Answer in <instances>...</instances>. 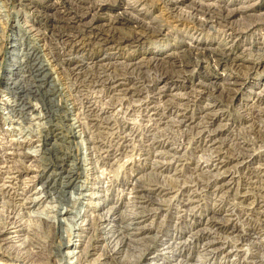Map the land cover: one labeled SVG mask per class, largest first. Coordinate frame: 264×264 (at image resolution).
Wrapping results in <instances>:
<instances>
[{
  "label": "bare ground",
  "instance_id": "obj_1",
  "mask_svg": "<svg viewBox=\"0 0 264 264\" xmlns=\"http://www.w3.org/2000/svg\"><path fill=\"white\" fill-rule=\"evenodd\" d=\"M18 1H20V3L22 2V7L24 8V10L29 9V10H27L28 12H26V14L24 16V20H22V21H18L19 20L17 18L18 13L17 12L15 13L14 10H11L7 6L6 0H0V83L3 84L0 87V99L2 100L0 103L2 104L3 108L5 109V112H2V114L6 115V116L0 115V125H1L0 126V264H112L111 262H113V263L114 262H117V263L125 262V264H206L207 260H205V261L200 260V257H202V256L203 257H206V256L209 257L206 259H210V258L217 257V256H222V257H224L225 261L223 263H220V264H264V152L261 154L262 160H260V159L257 160L256 157H259V156L255 155V152H257V150L264 151V143H261V144L258 143L257 144L255 141V137H254V141L252 143H247V141L244 140V138H242V137L237 138L234 141V138L231 137L232 136L231 133L234 130V128L240 127L241 125L237 126L235 124L237 122L231 121V119L226 115V114H228V112L225 111L224 107H221L223 105L225 107H228V106L232 107L233 101H236V102H238V105L242 107L243 111L247 112L250 115V117H251L250 121L262 120V117L264 116V65H261L262 66L261 67L262 68L261 74H259L256 77L255 76L251 77V75L255 74V73L249 72L248 68L246 70H244L245 67H243L240 63H237V61H235V60H237V58H229L228 61H231L230 64L233 66V69L236 70L235 72L242 71L243 77L239 76V74L235 73L234 71L231 72L230 75H226L225 71L228 72L229 69L227 70L226 67L224 66L225 69L223 68V70H222L223 75H220L221 78H219L220 76L217 77L219 79V82L216 81L217 83H215L214 84L215 86L212 87L214 92L218 93V95H219V99H220L221 103H218L217 101L215 102L213 100V96L208 97V95H206V92L204 90L206 88H203L204 86H206L204 82H202V81L200 82V80H199L198 84L196 86L190 85V86L186 87L185 85H183V83H184L183 79H185V75H186L185 70L186 69L182 70L180 72H179V70L177 71L176 69L175 70L171 69V65L175 66L174 64H176V61L178 59L177 57H174V56H176V55L179 56V55L177 53L178 51L176 52L177 54H173L174 52H172V51L170 52V49L171 50H173V49L167 47L166 44H154L150 49H148V51H146L144 48L143 51L139 55H132V56H136L134 58H131L132 56L131 57L129 56V58L127 57L128 59L125 58V60L121 59V61H120L118 59H115V60L111 61V65H113V66L110 67V69L112 68V70H113V69H116L117 67H119V69L122 71L121 74H124V75L129 74L130 76H132V82L130 85H133V79H136L138 82H141L140 86H136V85L135 86H129V87H125L124 89L121 88L119 91H122V93L124 95L126 93H127V95H129V94H131V92L134 93V92L138 91L137 94L140 95L142 93V89L144 87L145 93L146 92L151 93V96L155 100L153 102L154 103L153 109L156 110V113H157V110L160 109V107H161L160 103L162 100L165 101L166 103H169V104H171L172 103L171 101L174 100V103H173L174 105H175L176 100H178L180 103H177V104L180 106H184V105L186 106V105H189L188 103H190V102L195 103L196 102L195 100H198L196 102V104H198L197 107L200 108L199 110H203V115L199 114L201 116L198 117L200 119V121H197L196 120L197 118L195 119L193 117V114L190 113V116H188V115L183 116V118H180V119L176 120L175 122H173L176 128L182 127L183 130L186 129L185 131H187V129H188L191 132V130L195 129L196 131L195 130H193V131H194V133H196L197 138H199L201 141V144L200 145L198 144L199 146L196 147L197 154L198 153L200 154V155L198 154L199 157L196 158V159H198L197 164L200 163V164L196 165V168L201 170L202 175L206 176V178H205V180H203L201 182L198 181L199 184L197 183L195 185H192V190H190V191L195 192L197 190V188L200 187V189L198 188V191H204L206 194H208L207 196H205V195L203 196V197H205V198H203L204 199V206L203 207H210V208H215L216 204L222 203L225 200V198L223 197V194H225V195L227 194L230 197L232 207H236L239 205L238 208H241V214H244V217H242V216H241V218L237 217V219L239 218L238 222H236L237 220L233 222V225L231 228H234L235 233L230 232V234L232 235L231 237L223 236L222 237L223 242L215 240V235H214L215 231L212 230L214 225H211V224L209 225L208 223L210 222V219H206V220H200L198 222L196 221L197 222L196 223L197 228L202 227L201 228L202 231L208 230V232L211 234L206 238L204 244L202 242L203 245L200 247V249L197 248L198 242H197L196 238H193V237L181 238V240L178 239L179 241L177 239H174V240H172V242H170V240L165 239L161 242V244L157 245V247H158L157 248L155 246L156 244L154 241L155 240L154 236H152L151 238H149V237L144 238V236H146V235L145 234H143L144 236L142 235V233H144L143 231L146 230L150 226V224H149V226L146 224L143 225V223L141 221H137L135 218H131V219L136 220V221L128 222L126 220V218L124 217L123 213L120 211V209H119L120 212H117L118 210H116V208H114V207H110V208L108 207L107 208V206L109 204L108 203L109 198L106 197V192L108 191V189H107V186L105 185L106 184L105 179H104L105 184H103L104 182H102L103 178H105V177H103L104 174L99 172L98 174H100V175L96 174L95 176H91L90 178H88V176H90L91 173L93 172L94 168H96L97 164H99V163L101 164L103 161H104L103 163H105V161H107L109 159V157L113 154V152L118 150V147L117 146L112 147L111 146L112 144H111L110 148H112V153H111V150H109V149H107V150L101 149L102 151L100 153L99 151H96L97 148H94L93 145L90 142H88L89 145L87 146V149L89 151L87 152V154H91L93 152V150H94V154L90 155L91 158L84 159L83 158V151L80 150V147H81L80 141L81 140L76 139L77 136L79 137V134H78L79 131L81 132L82 128H90L93 126H97V125L101 124L102 122H105L111 130H114L113 129L114 127H112L111 124L108 122L109 119H108V121H106V119H107V115L105 114L106 110L105 111H91V110H89V111L83 112L82 114H79L80 113L79 112L78 113L79 118H76L74 116L76 119L72 118V116L68 117V115H69V107L68 106H70L69 105V97L71 94L69 95L67 93L68 89L65 87L66 83H65V86L63 87L64 84H61L58 81L57 78L59 75L58 76L56 75L57 78L54 77V74L52 73L53 70L51 71V68H53L51 66L52 59L50 60L49 57H47V55L49 54V53H47V51L52 48V46L50 44H53V42H52L53 40H58L60 42H66V43H69V42L74 40L71 43H74V42L77 43V41H76L77 38L74 35L69 34V35H65L63 37L61 32L64 30H62V31L57 30L59 32V34L61 35V37L59 36L58 32H57V34H55L56 33L55 32L56 27H57V25H56L57 21H59L60 23L65 22V21L71 22L70 19L72 20V17H68V16L65 17V14L71 15L73 13H76V15H79V17H80L81 15H83V13L91 12L93 10H94V12H96V14H97V12H100V11L111 12L113 15L110 16V19H109L110 22H108L109 23L108 26H111L112 37H115V34H119V33H123V32L129 33L128 31L125 30L124 27H126L125 25H132L131 26L132 31H130V32L132 35H134V37H136V39L134 40V42L137 44L136 46H138V44H141L144 46L147 41H152V42H150V44H153L154 41L156 43V41L158 39L160 40L161 38H163V37L166 38V36H167L164 34V32H165L164 27L162 25L160 26V23L157 20H155V22L153 21V19L150 21H147L150 18L146 19L147 16H146L145 11H147L146 10L147 7H150L149 4H151V5H157L158 4V6H160L161 14L163 16H165L166 18L171 19V20L175 19L174 21H176L180 24L181 23H183V24L191 23L192 28L194 30H199L200 32L204 31L205 27L209 26L208 25L209 23L213 24V22H216V24L217 23L222 24V25L225 24V26H223V27H225V29L228 28L229 30H232L235 27L233 24H236V23H239L241 26H248V27H250V26L255 27V26H259V25H264V11H263V13L255 14L256 11H258L262 8L264 9V5L259 4L258 6H256L255 3L244 4V3H241L242 0H124L123 2H121L120 0H109L110 5L108 3L103 2L104 0H64L65 3H68L71 6V9H73V10H71L69 12L67 11L66 13H63L60 11L59 7H57V5H58L57 1H53V0H18ZM245 2H246V0H245ZM135 3H142L143 4L142 9H144L145 11L142 9L136 10L135 6H134ZM108 5L110 7H108ZM84 6H85V8H84ZM158 6H157V9H158ZM149 9H151V8H149ZM28 13H30V14H28ZM159 13H160V11H159ZM106 14L107 13H105V15ZM98 15H99V13H98ZM162 15H160V17H162ZM94 17H93V19H95ZM235 18H237V19H235ZM92 20H90V21H92ZM41 21H45V22H41ZM49 22H51L52 24L50 23L51 26H50V28L48 27L49 29H47L46 26H48ZM165 22H166V20H165ZM154 23H156V24H154ZM163 23H164V21H163ZM82 25H84V24H82ZM82 25H80V26H82ZM95 25H97V24H95ZM102 25H103V22H102ZM74 26H75V24H74ZM180 27H182V26H180ZM263 28H264V26H263ZM225 29H223V31H225ZM73 30H75V29L73 28ZM106 30L108 31L109 28H106L104 31L103 30L102 31L105 33ZM237 30H238V28H237ZM49 32H50V35L46 36V34ZM7 33H9V34H7ZM168 33H169V31H168ZM6 35H8V36H6ZM75 35H77V34H75ZM95 35H97V34H95ZM5 36H6V38H5ZM54 36H57V38L54 39L55 38ZM99 36H101V35H99ZM104 38H106V37H104ZM116 38H117V41L120 40L119 35ZM185 38H187V37H185ZM191 39L192 40H190V41H185V39H184V41L180 42L181 44H179L178 49H181V51H179V52L183 53V52L188 50V52H187L188 54H189V52H195L194 53L195 56H198V57L207 56L208 57V53L212 51L209 44L214 43V42L211 40H207V39H201V38L199 39L197 37L195 39H193V37H191ZM113 40H115V39H113ZM105 41H107V38ZM121 42H123V40L116 42V43L114 42L115 45L111 49L112 50L117 49V51H120L119 54H122L123 52H121V51L123 50L125 45H120ZM94 43H92V44H94ZM57 44H59V43H57ZM83 44H86V43H83ZM69 45H67V46H69ZM128 45L132 46L131 42H129ZM56 47H57V45H56ZM212 47H214V46H212ZM216 47H217V45H216ZM168 48H169V50L166 52V49H168ZM6 49H7V51L5 52ZM106 49L108 50L109 48H106ZM236 49H234V50H236ZM94 50H95V48H94ZM137 50L138 49H136L134 51H137ZM220 50L221 49H219V51ZM48 52H50V51H48ZM76 52L79 53V51H76ZM168 52H170V53H168ZM220 52H221V55H223V56L225 55L224 51H220ZM67 53H68V51H67ZM182 53H181V55L184 57L185 53H183V54ZM111 54H112V52H111ZM237 54H238V52H237ZM149 55H151V56H149ZM75 56H76L75 57L76 59L81 58L80 55H79L80 57L79 56L77 57V55H75ZM173 57H174V59H173ZM231 57H233V56H231ZM104 59H105V57H104ZM167 60H169V61H167ZM184 60H186V59H184ZM170 61L173 64L169 65L168 63ZM178 61H180V60H178ZM146 63L147 64H153V66L157 67V68H161L162 65L164 68V65L167 64V66L168 65L170 66V70L165 69L166 72L164 71L161 73H158V72L155 73L156 74L155 84H153V85H151V84L149 85L148 83H147L148 85H146V83L142 84L144 82V79L146 76V72L143 71L142 68H145ZM184 63H186V62H184ZM254 64H253V66H254ZM182 65H184V64H182ZM74 66H76V65H74ZM61 67H62V65H61ZM72 67H73V65H72ZM254 67H256V66H254ZM79 68H81V67H79ZM92 68H93V66H92ZM105 69H107V68H105ZM70 70L75 71L74 69H70ZM93 70H94V68H93ZM56 71H58V69ZM84 71L86 72V70H84ZM160 71H163V70H160ZM96 72H98V70ZM110 72H112V71H110ZM90 73L91 72H89V74ZM103 73H105V71ZM167 73L170 76L169 78L167 77V75H168ZM112 74H113V72H112ZM60 75H61V77L64 76L62 74H60ZM113 76H114V74H113ZM173 77L174 78L177 77V79L172 80ZM70 78H71V76H70ZM93 78H94L93 80H95V77H93ZM227 78H229V81H231V82L225 83L224 80ZM76 79H77V77H76ZM83 79H84V75H83ZM174 80L178 84H175ZM105 81H104V83H105ZM86 83L87 82H85V84ZM93 83H94V81H93ZM95 83H97V82L95 81ZM108 84H109L108 90L110 92H112V94L114 91L116 93L117 89L115 90L114 88L118 87V84H116V85L114 84V86L110 82H108ZM92 85H94V84H92ZM258 85H260L261 87ZM77 86H75V87H77ZM104 87H106V86H104ZM79 88H82V86ZM77 89L78 88H76V90ZM144 89H143V91H144ZM150 89H152V91ZM195 89H198L199 91L197 94L193 95V91ZM76 90H74V91H76ZM100 90H102V88ZM68 92H69V90H68ZM85 92H86V90H85ZM105 92H104V94H105ZM93 93H95V92H93ZM79 94H73L72 93V95H79ZM85 95L86 94H84V96ZM99 95H100V93H99ZM184 95L187 97L189 96V99L194 97V100L190 101L188 98H186L185 101H187V102L183 103L184 101H181L180 97H182ZM81 96H80V98H81ZM145 96H147V94ZM205 96H207L205 100L208 102H206V101L203 102V100L201 101V99ZM95 97H98V94H97V96L95 95ZM115 97H116V95H115ZM141 97H142V95H141ZM99 98H100V96H99ZM99 98H95V99L97 100ZM209 98H211V99H209ZM31 99H34L33 102L36 101L38 103V104H35V105H38L37 107L32 104V102L30 101ZM105 99H107V98H105ZM131 99H132V97H131ZM183 99H185V98H183ZM96 100H95V102H96ZM75 101H73V102H75ZM80 101H82V99ZM101 102L103 104V100ZM140 102H141V100L139 101V103ZM224 102H225V104H223ZM96 103H98V102H96ZM132 103H131V106H132ZM136 103H134V104L136 105ZM71 104L73 105L72 102H71ZM79 105L81 108V103ZM129 105L130 104H128V106ZM96 106L100 107L98 105H96ZM175 106H177V105H175ZM185 106H184V108H185ZM77 107H78V105H77ZM72 108H73V106H72ZM101 109H102V107H101ZM143 109H145V108H143ZM185 110H186V108H185ZM80 111H82V110H80ZM142 112H144V111H142ZM144 113H146V112H144ZM127 114H128V112H127ZM75 115H77V114H75ZM117 116H115V117H117ZM134 116H136V115H134ZM118 117H120V116H118ZM131 117H129V118L131 119ZM110 118H112V117H110ZM135 118H132V119L134 120ZM137 118H136V120H137ZM162 119H164V118L163 117L161 119H160V117L158 118L159 125L162 123L161 122ZM126 120H129V119H126ZM141 120H143V119H141ZM69 121H71V122H69ZM225 121H226V123H225ZM113 122H114V120H113ZM165 122L168 123L169 120L164 121L163 124H165ZM215 123H219V124H217L219 128L218 127L216 129L213 128ZM259 123H261V122H258V124ZM6 124H8V126H6ZM11 124H14V126H12ZM26 124L32 125L36 129L35 135L37 136V138H36V141L38 142L37 146L40 147L42 150V151H40V156L38 157L39 159L37 160L40 163L37 166H34V164H32V163H34V161H36V158L33 159V157L35 155L33 156L32 154H30L28 152L19 151L23 147H26V149L29 148L30 147L29 141L26 140V137H24L25 140H23V138H21L22 140H19L18 139L19 137L16 138L15 134H14V131H16V133H17L18 130L20 128H22L23 125L25 127ZM124 124H125V122H124ZM258 124H257V126H258ZM17 126H19V128ZM250 126H251V124L249 123L247 127L249 128ZM220 127H222V128H220ZM30 128H31V126H30ZM117 129H115V130H117ZM119 129H120V127H119ZM130 130H134V129L130 128ZM96 131L98 132L99 135L105 133V131L101 130L100 128H97ZM249 131H251V130H249ZM134 132H136V131H134ZM23 133L25 134L26 132H24V130L22 132V130H21V132H19L17 134H23ZM130 134L131 133H129V134L125 133V135L121 136L120 139H123V138H124L123 140L130 139V138H132V136L129 138ZM251 135H253V134H251ZM185 136H186V134H185ZM190 136H192V135H190ZM33 138H34V136H33ZM132 139H134V138H132ZM132 139H131V141H132ZM136 139H138V138H136ZM188 139H189V137H188ZM229 140H231L230 142H234L233 148H232L233 150H231V148H230ZM226 141H227V147H225ZM119 142H121V140H119ZM129 143L130 142L126 143V145H125L126 147H124L126 150H127V148H129V146H128ZM179 144H181V143H179ZM175 146H176V144H175ZM235 146H236V148H235ZM130 147H132V146H130ZM36 149H34V150L36 151ZM126 150H124V151H126ZM192 150H193V148H192ZM30 151L33 152V150H30ZM184 151H185V149H184ZM115 153H114V155H115ZM161 153L162 152H160V155H161ZM124 156H125V154L123 155V158H124ZM112 158H113V156H112ZM175 159L177 161V159H179V156L178 155L175 156V154H174V155H171V158L167 162L164 163L162 161H159V163H161V165L163 164V165L167 166V165H170V163ZM191 159H193V158H191ZM255 159L257 161H255ZM155 162H157V161H155ZM194 162H196V161H194ZM26 163H28V164H26ZM176 164H177V162H176ZM155 165H156V163H155ZM186 166H187V164H186ZM34 167H36V168H34ZM100 167H101V165H100ZM119 167H121V165ZM168 168H169V166H168ZM105 169L107 172L108 169L107 168H105ZM183 169H184V167H183ZM187 169L189 170V168H187ZM89 171H92V172L90 174H88ZM97 171H98V169H97ZM167 171H166V173H167ZM192 171H194V170H192ZM136 172H138V171L136 170ZM94 173L95 172H93L92 174H94ZM158 173H159V171H158ZM174 173H175V171H174ZM242 175H245V177H241ZM139 176H141V175L139 174ZM142 176H143V174H142ZM172 176H174V174L171 175L169 173V175L166 178L167 179L169 178L170 180H172V178H173ZM85 179H88V180L90 179V182L84 183ZM177 179H178V177H177ZM242 179H244V181ZM177 181L178 180H175V182H177ZM38 182L40 183V186L36 188L37 192H35L36 189L33 191L32 188ZM86 183H88V184H86ZM162 183L164 184L163 181H162ZM186 184H184V185H186ZM147 189H149V188H147ZM128 190H130V189H128ZM140 191H142V190H140ZM145 192H147V191H145ZM175 192H177V191H175ZM35 194H39V195L33 196ZM72 194H77V195H79V197L74 198V199L72 197L73 200H71ZM174 194H176V193H174ZM231 195L233 197H231ZM172 196H173V194H172ZM78 199H80V200H78ZM188 199H189V197L187 198V200ZM195 199L192 198L191 203L196 202ZM201 201H202V199H201ZM44 202H49V204L53 203V205H51L54 208V212H53L54 215H53L52 219H51V217L49 219H46V218H41V217L37 216V218L35 217L36 220H35V218H34V220H35V222L36 221L39 222L40 228L39 227L38 228L42 229V231L40 230L41 232L47 233L48 237L46 240L39 239V241H33L31 236H33L34 233L33 234L29 233L28 230H31V229H27L28 224H25V223H26L27 219H32V218H30L31 217V214H30L31 208H34V207H36V205L42 204ZM76 203L78 204V206L84 205L87 207V211L85 212V214L79 215L77 212L74 211V210H77L76 209ZM184 204H186V203H184ZM7 206H9L11 208H9V211L7 214H3L4 210L6 212V209H4V208ZM67 206L72 207V209H70V210H69V208L67 209ZM185 207H187V206H185ZM220 207H221V205H220ZM98 210L99 211L103 210L102 216L99 215L101 213H99ZM70 211L72 213H74V217L72 216L70 219L69 217L66 218V216H64L65 217L64 218L63 215L67 214ZM96 211H98V213H99V214L97 213L98 216H97V214L96 215L94 214ZM251 217H253V218H251ZM24 218H26V219L24 220ZM80 218L82 220L78 223L77 221ZM34 220L32 219L33 223H34ZM66 220H67V222L69 220L71 222H73L72 227L71 226L70 227L73 228L72 231L74 233H75V231L78 232V234H77L78 235L77 245L75 243L74 244L71 243L70 239H71L72 234L67 229V227L65 229L68 230L69 232H66L65 229L63 228V224H66L65 223ZM229 220H231V219L225 220V223H227L228 225H231V222H228ZM211 222H213V221H211ZM215 222L217 223V225H219V224H221V222L223 223V220H218ZM29 223L31 224L32 222H29ZM30 224L28 227H31ZM69 224H71V223H69ZM31 228H33V227H31ZM38 228L36 225L35 229L38 230ZM71 228H69V229H71ZM33 230L34 229H32V231ZM37 230H35V232ZM190 231H191V229H190ZM195 232L198 233V231H195ZM29 235H31V236L29 237ZM205 235H206V233H205ZM38 236H40V234ZM34 237H35V235H34ZM42 238H44V237H42ZM217 238L219 239L221 237H217ZM143 239H149V240L143 242ZM32 242H33V244H32ZM30 246L32 247L31 250H29ZM141 246L145 247V252L141 256H138L137 258L134 257V258L126 261V259H127L126 254L128 252L130 254H133L134 251L139 254ZM71 247L74 248L73 251L68 250ZM193 256H195V258L197 257L196 260H193V258H194ZM246 256L251 259L247 263L244 262V259ZM70 259H73L74 261L71 262ZM227 260L228 261L230 260V263L227 262Z\"/></svg>",
  "mask_w": 264,
  "mask_h": 264
},
{
  "label": "rangeland",
  "instance_id": "obj_2",
  "mask_svg": "<svg viewBox=\"0 0 264 264\" xmlns=\"http://www.w3.org/2000/svg\"><path fill=\"white\" fill-rule=\"evenodd\" d=\"M53 1H57L58 5L57 7H59L60 11L63 13H66L67 11H71L73 9H71V6L68 3H65L64 0H53ZM64 1V2H63ZM121 2H123L124 0H120ZM255 1V2H254ZM7 2V6L11 9L14 10L15 13H18V21H22L24 20V16L26 14V12H28L27 10H24V8L22 7V2L20 3V1L18 0H6ZM103 2L108 3L109 4V0H104ZM259 2V3H258ZM241 3L244 4H252L255 3L256 6H258L259 4H263L264 5V0H242ZM9 4V5H8ZM64 4V5H63ZM68 5V6H67ZM110 5V4H109ZM108 5V7H110ZM139 5V6H138ZM142 5V6H141ZM150 7H147L145 11L143 8V4L142 3H135V9L139 10L142 9L146 12V19H149L147 21H150L153 19V21L155 22V20H157L160 23V26L162 25L164 27V34L167 35L166 38L163 37L161 38L159 41L157 40L156 43L154 41L153 44H150V42L152 41H147L145 43V45H141L138 44V46H136L137 44L134 42V40L136 39V37H134V35L131 34L130 31H132L131 26L132 25H125L126 27L125 30L128 31L129 33H119V34H115V37H112V29L111 26H108L110 22V16L113 15L111 12H106V11H100V12H86L83 13V15H81L79 17V15H76V13L73 14H65V17H72V20L70 19L71 22L65 21V22H59L57 21V27H56V33L58 31H62V36L64 37L65 35H74L77 39V43H66V42H60L58 40H53V44H50L52 46L51 49H49L47 53H49L47 55V57H49V59L51 61V66L53 68H51L52 73L54 74V77H56V75L58 76V81L61 84H64L63 87L65 86L66 83V88L69 90H67V93L70 95L69 97V115L68 117L72 116V118H79V114H82L85 111H105V114L107 115V119L106 121H108L109 119V123L111 124L112 127H114V130H111L109 128V126L105 123L102 122L101 124L97 125V126H93L90 128H82L81 132L79 131V137L77 136V140L80 139L79 141L81 142V147L80 150L83 151V158L84 159H88L91 158L90 155L94 154V150L91 154H87V152L89 151L87 149V146L89 145L88 142H90L94 148H97L96 151H99L101 153V149H109L111 150L112 153V148H110L111 146H117L118 150L113 152V154L109 157V159L107 161H105V163L97 164L96 168H94L93 172H95L94 174H92V171H89L88 174L91 175L88 176V178H90L91 176H95L100 175L98 174L103 173V180L102 182H104L103 184H105L106 181V186L108 191L106 192V197L109 198V204L107 206V208L109 207H114L116 208V210H118L117 212H122L124 217L126 218V220L128 222H132V221H141L144 224L148 225L150 224V226L144 230L142 233L145 234L146 236H144V238H151L152 236H154L155 238V246L157 247V245L161 244V242L163 240H170V242H172V240L174 239H179L181 240V238H186V237H193L196 238L198 244H197V248L200 249V247L205 243L206 238L211 235L208 230L206 231H202L201 228L199 227L197 228V222L200 220H206V219H210V222L208 223L209 225H214L213 226V231L214 235H215V240L218 241H222L223 242V236H228L231 237L232 235L230 234V232L235 233L234 232V228H231L233 225V222L239 221V218L244 217V214H241V208H238V206L236 207H232L231 205V201H230V197L226 194H223V197L225 198V200L222 203H218L216 204L215 208H210V207H203L204 206V199L205 197H203L204 195L207 196L208 194H206L204 191H198V188L200 189V187L197 188V190L195 192H192L190 190H192V185L195 184H199V182L205 180L206 176L202 175V171L199 170L198 168H196V165L200 164L198 162V159H196L197 157H199V155L196 152V147H198L201 144V141L199 138H197L196 133H194L193 130H191V132L187 129V131H185L186 129H182L181 128H176L174 123L176 120L183 118V116H190V113L193 114V117L197 120L200 121V119L198 118L199 116L203 115V110H199L200 108L197 107L198 104H196V102L198 100H195L196 102H190L188 103L189 105H184V106H180L177 103H180L178 100H176L175 102V106L174 100H172L171 104L166 103L165 101H161L160 105V109L156 110L153 109L154 108V98L151 96V93L146 92L145 93V89L143 91L142 89V93L139 95L137 94L138 91L127 95V93L124 95L122 93V91H119L121 88H125V87H129V86H140L141 82H138L136 79H133V85H130L132 82V76H130L129 74H121V70L119 69V67H117L116 69L112 68L110 69V67H112L113 65H111V62L113 59H118L121 61V59H125V57L129 56L131 57L132 55H139L143 49L145 48L146 51H148V49H150L154 44H166L167 47L172 48L173 50L170 49V52H174L173 54H177L179 56H174L177 57V61L176 64H174L175 66L171 65L173 64L171 61L168 63L169 65H171V69L173 70H185L186 75H185V79H183V85L190 86H196L198 84V81L200 80V82H204L206 86H204L203 88L206 95H208V97L213 96V100L218 103L220 102L219 99V95L218 93H215L213 90V86H215L214 84L219 82V79L217 77H219L220 75H223V68L228 70L225 71L226 75H230L231 72H235L236 70L233 69V66L230 64L231 61H228L229 58H237V63H240L244 68V70H246L248 68L249 72L255 73V74H250L251 77L253 76H258L259 74H261L262 71V66L264 65V25H259V26H241L239 23L233 24L235 27L232 30H229L228 28L225 29V24H219L216 22L209 23V26L205 27V30L200 32L199 30H194L192 28V24L188 23V24H183V23H178L176 21H174L175 19H168L165 16H163L161 14V9L160 6L157 5H151L149 4ZM67 6V7H66ZM139 8H138V7ZM156 6V7H155ZM158 6V9H157ZM65 7V8H64ZM156 9H155V8ZM28 8V7H27ZM70 8V9H69ZM85 8V6H84ZM151 8V9H149ZM156 10V11H155ZM86 11V10H85ZM160 11V13H159ZM261 11V12H260ZM264 9H260L258 11L255 12V14H259V13H263ZM142 12V11H141ZM92 13V14H91ZM99 13V15H98ZM105 13H107L105 15ZM148 13V14H147ZM155 13V14H154ZM30 14V13H28ZM27 14V15H28ZM86 14V15H85ZM110 14V15H109ZM61 15V14H60ZM159 15V16H158ZM160 15H162V17H160ZM74 16V17H73ZM91 16V17H90ZM95 19H93V17ZM99 17V18H98ZM154 17V18H153ZM29 18V17H28ZM74 18V19H73ZM83 18V19H82ZM91 18V19H90ZM166 18V19H165ZM238 18V17H237ZM235 18V19H237ZM93 19V20H92ZM168 19V20H167ZM27 20V19H26ZM43 20V19H42ZM78 20V21H77ZM92 20V21H90ZM166 20V22H165ZM28 21V20H27ZM50 21V20H49ZM76 21V22H75ZM164 21V23H163ZM174 21V22H173ZM41 22H45V21H41ZM87 22V23H86ZM100 22V23H99ZM103 22V26L102 25ZM106 22V23H105ZM51 22L48 23L47 29L50 28ZM77 23V24H76ZM79 23V24H78ZM93 23V24H92ZM162 23V24H161ZM71 24V25H70ZM75 24V26H74ZM84 24V25H82ZM87 24V25H86ZM97 24V25H95ZM156 24V23H154ZM158 24V23H157ZM167 26H166V25ZM180 24V25H179ZM62 25V26H61ZM82 25V26H80ZM159 25V24H158ZM177 27H176V26ZM184 25V26H183ZM188 25V26H187ZM191 25V26H190ZM220 25V26H219ZM237 25V26H236ZM44 26V25H43ZM59 26V27H58ZM68 26V27H67ZM182 26V27H180ZM219 28H218V27ZM227 26V25H226ZM229 26V25H228ZM239 26V27H238ZM45 27V26H44ZM49 27V28H48ZM63 27V28H62ZM78 27V28H77ZM99 27V28H98ZM128 27V28H127ZM169 27V28H168ZM171 27V28H170ZM174 27V28H173ZM217 27V28H216ZM262 27V28H261ZM73 28L75 30H73ZM92 28V29H91ZM103 28V29H102ZM106 28H109V30L105 31V33L103 32ZM179 28V29H178ZM181 28V29H180ZM191 28V29H190ZM238 28V30H237ZM243 28V29H242ZM248 28V29H247ZM254 28V29H253ZM261 28V29H260ZM89 29V30H88ZM100 29V30H99ZM131 29V30H130ZM223 29H225V31H223ZM235 29V30H234ZM58 30V31H57ZM72 30V31H71ZM87 30V31H86ZM92 30V31H91ZM103 30V31H102ZM167 30V31H166ZM188 30V31H187ZM193 30V31H192ZM237 30V31H236ZM99 31V32H98ZM169 31V33H168ZM195 31V32H194ZM235 31V32H234ZM190 32V33H189ZM207 32V33H206ZM209 32V33H208ZM231 32V33H230ZM67 33V34H66ZM74 33V34H73ZM101 33V34H100ZM193 33V34H192ZM205 33V34H204ZM9 34V33H7ZM59 34V32H58ZM77 34V35H75ZM89 34V35H88ZM97 34V35H95ZM109 34V35H108ZM187 34V35H186ZM50 35V32L46 34V36ZM80 35V36H79ZM83 35V36H82ZM101 35V36H99ZM119 35V38L121 40H123V42H121L120 45H125L123 50V54H119L120 51H117V49L112 50L111 48L115 45L117 41V36ZM123 35V36H122ZM132 35V36H131ZM175 35V36H174ZM195 35V36H194ZM8 36V35H6ZM5 36V38H6ZM59 36L61 37V35L59 34ZM82 36V37H81ZM122 38H121V37ZM126 36V37H125ZM182 36V37H181ZM56 39L57 36H54ZM107 38V41L106 38ZM133 37V38H132ZM187 37V38H185ZM191 37H193V39L197 38H201V39H207V40H211L214 43H210V47L212 49L211 52L208 53V57L204 56V57H198L195 56L194 53L195 52H189V54L187 53V51L183 52L185 53L184 57L181 55L182 52L181 49L179 48V44H181L180 42L184 41H190L192 40ZM80 38V39H79ZM87 38V39H86ZM109 38V39H108ZM124 38V39H123ZM176 38V39H175ZM184 38V39H183ZM104 39V40H103ZM115 39V40H113ZM175 39V40H174ZM89 40V41H88ZM102 40V41H101ZM113 40V41H112ZM125 40V41H124ZM82 41V42H81ZM98 41V42H97ZM230 41V42H229ZM81 42V43H80ZM95 42V43H94ZM115 42V43H114ZM125 42V43H124ZM129 42H131L132 46L128 45ZM241 42V43H240ZM55 43V44H54ZM59 43V44H57ZM76 43V44H75ZM86 43V44H83ZM94 43V44H92ZM98 43V44H97ZM112 43V44H111ZM114 43V44H113ZM171 43V44H170ZM64 44V45H63ZM70 44V45H69ZM81 44V45H80ZM103 44V45H102ZM127 44V45H126ZM57 45V47H56ZM69 45V46H67ZM73 45V46H72ZM90 45V46H89ZM92 45V46H91ZM109 45V46H108ZM217 45V47H216ZM79 46V47H78ZM87 46V47H86ZM129 46V47H128ZM147 46V47H146ZM173 46V47H172ZM175 46V47H174ZM178 46V47H177ZM214 46V47H212ZM241 46V47H240ZM59 47V48H58ZM66 49H65V48ZM75 47V48H74ZM98 47V48H97ZM105 47V48H104ZM238 47V48H237ZM63 50H62V49ZM80 48V49H79ZM91 48V49H90ZM95 48V50H94ZM106 48H109L108 50ZM166 49V52L169 50ZM177 48V49H176ZM214 48V49H213ZM237 48V49H236ZM247 48V49H246ZM75 49V50H74ZM98 49V50H97ZM138 49L137 51H134ZM219 49H221L220 51H224L225 55H221V52L219 51ZM223 49V50H222ZM226 49V50H225ZM236 49V50H234ZM244 49V50H243ZM62 50V51H61ZM86 50V51H85ZM102 50V51H101ZM105 50V51H104ZM7 51V49L5 50V52ZM54 51V52H53ZM60 51V52H59ZM68 51V53H67ZM71 51V52H70ZM74 51V52H73ZM76 51H79L76 52ZM89 51V52H88ZM97 51V52H96ZM178 51V52H177ZM219 51V52H218ZM229 51V52H228ZM59 52V53H58ZM66 52V53H65ZM96 52V53H95ZM110 57L107 56V53H111ZM133 52V53H132ZM139 52V53H138ZM168 52V53H170ZM177 52V53H176ZM238 52V54H237ZM251 52V53H250ZM57 53V54H56ZM81 53V54H80ZM98 53V54H97ZM104 53V54H103ZM114 53V54H113ZM116 53V54H115ZM180 53V54H179ZM182 53V54H183ZM191 53V54H190ZM215 53V54H214ZM229 53V54H228ZM235 53V54H234ZM211 54V55H210ZM219 54V55H218ZM75 55H77V57L80 55L81 58L80 59H76ZM86 55V56H85ZM117 55V56H116ZM126 55V56H125ZM51 56V57H50ZM53 56V57H52ZM55 56V57H54ZM63 56V57H62ZM79 56V57H80ZM96 56V57H95ZM103 56V57H102ZM151 56V55H149ZM233 56V57H231ZM237 56V57H236ZM58 57V58H57ZM67 57V58H66ZM94 57V58H93ZM102 57V58H101ZM105 57V59H104ZM113 57V58H112ZM136 56H132L131 58H134ZM173 57V59H174ZM183 57V58H182ZM206 57V58H205ZM242 59H241V58ZM56 58V59H55ZM83 58V59H82ZM86 58V59H85ZM101 58V59H100ZM108 58V59H107ZM112 58V59H111ZM127 58V59H128ZM181 58V59H180ZM246 58V59H245ZM58 59V60H57ZM64 59V60H63ZM69 59V60H68ZM73 59V60H72ZM76 59V60H75ZM109 59H111L109 61ZM186 59V60H184ZM63 60V61H62ZM83 62H82V61ZM85 60V61H84ZM91 60V61H90ZM171 60V59H170ZM180 60V61H178ZM55 61V62H54ZM90 63H89V62ZM94 61V62H93ZM107 61V62H106ZM169 61V60H167ZM61 62V63H60ZM96 62V63H95ZM100 64H98V63ZM109 62V63H108ZM186 62V63H184ZM190 62V63H189ZM227 62V63H226ZM247 62V63H246ZM57 63V64H56ZM78 63V64H77ZM102 63V64H101ZM189 63V64H188ZM229 63V64H228ZM250 63V64H249ZM255 63V64H254ZM60 64V65H59ZM87 64V65H86ZM91 64V65H90ZM105 64V65H104ZM184 64V65H182ZM244 64V65H243ZM248 64V65H247ZM252 64V65H251ZM256 66L254 67L253 66ZM259 64V65H258ZM62 65V67H61ZM73 65V67H72ZM76 65V66H74ZM91 67H90V66ZM107 65V66H106ZM167 66V64L163 65L161 68H157L154 67L153 64H145V68H142L143 71L146 72V76L144 79V83H146V85H153L155 84V78H156V74L155 73H161V72H166V70H170V66ZM189 65V66H188ZM232 67H231V66ZM250 65V66H249ZM58 66V67H57ZM94 70H93V68ZM102 66V67H101ZM205 66V67H204ZM225 66V67H224ZM248 66V67H247ZM259 66V67H258ZM57 67V68H56ZM76 67V68H75ZM81 67V68H79ZM104 67V68H103ZM183 67V68H182ZM231 67V68H230ZM56 68V69H55ZM60 68V69H59ZM87 68V69H86ZM96 68V69H95ZM107 68V69H105ZM109 68V69H108ZM178 68V69H177ZM181 68V69H180ZM58 69V71H56ZM70 69H74L70 70ZM145 69V70H144ZM166 69V70H165ZM86 70V72L84 71ZM98 70V72H96ZM101 70V71H100ZM119 70V71H118ZM163 70V71H160ZM191 70V71H190ZM253 70V71H252ZM257 70V71H256ZM60 71V72H59ZM73 73H72V72ZM105 71V73H103ZM112 71V72H110ZM89 72H91L89 74ZM109 72V73H108ZM219 72V73H218ZM58 73V74H57ZM78 73V74H77ZM85 73V74H84ZM191 73V74H190ZM237 74H239V76L243 77V72L239 71V72H235ZM64 75L61 77V75ZM77 74V75H76ZM97 74V75H96ZM101 74V75H100ZM119 74V75H118ZM124 77H122L121 75ZM168 74V73H167ZM74 75V76H73ZM83 75H84V79H83ZM95 75V76H94ZM101 77H100V76ZM150 75V76H149ZM193 75V76H192ZM71 76V78H70ZM118 76V77H117ZM60 77V78H59ZM77 77V79H76ZM79 77V78H78ZM95 77V80H93ZM98 77V78H97ZM116 77V78H115ZM144 77V76H143ZM167 77L169 78V74L167 75ZM75 78V79H74ZM81 78V79H80ZM104 80H103V79ZM110 78V79H109ZM114 80H113V79ZM149 78V79H148ZM208 78V79H207ZM221 78V76L219 77ZM74 79V80H73ZM173 79H177L176 78H172ZM68 80V81H67ZM73 80V81H72ZM77 80V81H76ZM79 80V81H78ZM87 82L85 84V82ZM103 80V81H102ZM107 82H106V81ZM174 80L175 84H178L176 81ZM214 80V81H213ZM62 81V82H61ZM64 81V82H63ZM75 81V82H74ZM82 81V82H81ZM92 81V82H91ZM94 81V83H93ZM95 81L97 83H95ZM105 81V83H104ZM119 81V82H118ZM143 81V80H142ZM217 81V82H216ZM70 82V83H69ZM74 82V83H73ZM108 82H110L111 84H118V87H115L114 89L116 91L110 92L108 90L109 84ZM113 82V83H112ZM127 82V83H126ZM138 82V83H137ZM192 82V83H191ZM213 82V83H212ZM225 83H229L231 81H229V78L224 80ZM73 83V84H72ZM82 83V84H81ZM89 83V84H88ZM103 83V84H102ZM126 83V84H125ZM148 83V84H147ZM68 84V85H67ZM78 86H77V85ZM94 84V85H92ZM108 84V85H107ZM124 84V85H123ZM187 84V85H186ZM3 84L0 83V87ZM84 85V86H83ZM86 85V86H85ZM211 85V86H210ZM261 85V84H260ZM258 85V86H260ZM71 86V87H70ZM77 86V87H75ZM82 88H79L81 87ZM89 86V87H88ZM92 86V87H91ZM106 86V87H104ZM210 86V87H209ZM86 87V88H85ZM261 87V86H260ZM76 88H78L76 90ZM84 88V89H83ZM98 88V89H97ZM102 88V90H100ZM212 88V89H211ZM97 89V90H96ZM76 90V91H74ZM86 90V92H85ZM96 90V91H95ZM100 90V91H99ZM152 91V89H150ZM211 90V91H210ZM74 91V92H73ZM78 91V92H77ZM80 91V92H79ZM82 91V92H81ZM103 93H102V92ZM106 91V92H105ZM198 89H195L193 91V95L198 93ZM210 91V92H209ZM95 92V93H93ZM105 92V94H104ZM121 92V93H120ZM73 94H79V95H72ZM91 93V94H90ZM98 97H95V95ZM100 93V95H99ZM102 93V94H101ZM136 93V94H135ZM84 94H86L84 96ZM116 97H115V95ZM121 94V95H120ZM134 94V95H133ZM147 94V96H145ZM149 94V95H148ZM82 95V96H81ZM91 95V96H90ZM93 95V96H92ZM108 95V96H107ZM119 95V96H118ZM124 97H123V96ZM142 95V97H141ZM81 96V98H80ZM88 96V97H87ZM100 96V98H99ZM110 96V97H109ZM140 96V97H139ZM75 97V98H74ZM79 97V98H78ZM86 99H85V98ZM93 97V98H92ZM132 97V99H131ZM206 97H203L201 99V101L203 100V102H205ZM95 98H99V99H95ZM107 98V99H105ZM117 98V99H116ZM181 101H184L183 103H186L187 101L186 98L189 99V96H182L180 97ZM185 98V99H183ZM82 99V101H80ZM132 101H131V100ZM148 99V100H147ZM211 99V98H209ZM34 99H31L30 101L32 102L33 105L38 104L36 101L33 102ZM36 100V99H35ZM76 100V101H75ZM92 100V101H91ZM98 102L96 103L95 102ZM99 100V101H98ZM103 100V104L102 101ZM121 100V101H120ZM141 100V102L139 103V101ZM144 100V101H143ZM190 101L194 100V97L189 99ZM2 100L0 99V102ZM75 101V102H73ZM94 101V102H93ZM134 101V102H133ZM152 101V102H151ZM223 101V100H222ZM36 102V103H35ZM71 102L73 103V105L71 104ZM84 102V103H83ZM133 102V103H132ZM137 102V103H136ZM208 102V101H206ZM81 103V108H80V104ZM87 103V104H86ZM96 103V104H95ZM112 103V104H111ZM122 103V104H121ZM132 103V106H131ZM136 103V105L134 104ZM146 103V104H145ZM153 103V104H152ZM85 104V105H84ZM93 104V105H92ZM107 104V105H106ZM111 104V105H110ZM117 104V105H116ZM128 104H130L128 106ZM134 104V105H133ZM145 104V105H144ZM151 104V105H150ZM225 104V102L223 103ZM78 105V107H77ZM96 105L100 106L97 107ZM113 105V106H112ZM139 105V106H138ZM232 107L228 106L225 107L224 105L221 107H224L225 111L228 112V114H226L231 121L233 122H237L235 123L237 126L241 125L240 127L234 128V130L231 133V137L235 139L237 138H244V140L247 141V143H252L254 141V137H255V141L258 144L264 143V116L262 117V120H254V121H250L251 117L250 115L243 111L242 107L238 105V102L233 101L232 103ZM36 107L38 105H35ZM73 106V108H72ZM119 106V107H118ZM128 106V107H127ZM145 106V107H144ZM85 107V108H84ZM88 107V108H87ZM102 107V109H101ZM105 107V108H104ZM135 107V108H134ZM140 107V108H139ZM183 107V108H182ZM79 108V109H78ZM84 108V109H83ZM117 108V109H116ZM120 108V109H119ZM126 108V109H125ZM130 108V109H129ZM145 108V109H143ZM173 108V109H172ZM176 108V109H175ZM179 108V109H178ZM191 108V109H190ZM77 111H76V110ZM93 109V110H92ZM125 109V110H124ZM136 109V110H135ZM143 109V110H142ZM147 109V110H146ZM184 109V110H183ZM82 110V111H80ZM84 110V111H83ZM108 110V111H107ZM114 110V111H113ZM119 110V111H118ZM124 110V111H123ZM133 110V111H132ZM182 112H181V111ZM191 112H190V111ZM71 111V112H70ZM117 111V112H116ZM131 111V112H130ZM146 113H144V112ZM152 111V112H151ZM179 111V112H178ZM2 112H5V109L3 108L2 104L0 103V115L3 116L4 114H2ZM80 112V113H79ZM109 112V113H108ZM116 112V113H115ZM120 112V113H119ZM126 112V113H125ZM128 112V114H127ZM135 112V113H134ZM137 112V113H136ZM175 112V113H174ZM178 112V113H177ZM201 112V113H200ZM71 113V114H70ZM79 113V114H78ZM113 113V114H112ZM174 113V114H173ZM184 113V114H183ZM198 113V114H197ZM77 114V115H75ZM116 114V115H115ZM119 114V115H118ZM136 116H134V115ZM140 114V115H139ZM149 114V115H148ZM176 114V115H175ZM201 114V115H199ZM110 115V116H109ZM113 115V116H112ZM120 117H118V116ZM122 115V116H121ZM142 115V116H141ZM195 115V116H194ZM6 116V115H4ZM75 116V117H74ZM117 116V117H115ZM129 119V120H126ZM131 117V119L129 117ZM147 116V117H146ZM149 116V117H148ZM168 116V117H167ZM112 117V118H110ZM137 120H136V118ZM141 117V118H140ZM160 117V119L163 117L164 119H162V123L159 125L158 123V118ZM175 117V118H174ZM177 117V118H176ZM75 118V119H76ZM132 118H135L134 120ZM167 118V119H166ZM169 118V119H168ZM123 119V120H122ZM143 119V120H141ZM173 119V120H172ZM112 120V121H111ZM114 120V122H113ZM141 120V121H140ZM169 120V122H165L164 121ZM247 120V121H246ZM78 121V120H77ZM121 121V122H120ZM129 121V122H128ZM133 121V122H132ZM71 122V121H69ZM125 122V124H124ZM128 122V123H127ZM251 124V126L248 128V124ZM256 122V123H255ZM258 122H261L258 124ZM77 123V122H76ZM132 123V124H131ZM140 123V124H139ZM226 123V121H225ZM253 123V124H252ZM219 123H215V125L213 126V128H217ZM258 124V126H257ZM12 126H14V124H11ZM29 127H28V126ZM118 125V126H117ZM124 125V126H123ZM130 125V126H129ZM164 125V126H163ZM217 125V126H216ZM1 126V125H0ZM6 126H8V124H6ZM5 126V127H6ZM28 128H27V127ZM31 126V128H30ZM139 126V127H138ZM246 126V127H245ZM19 128V126H17ZM26 127V128H25ZM24 127L20 128L18 130L17 133L26 132L25 134H17L16 131H14L15 137L18 138L19 140H22L21 138H23V140H25L24 137H26V140L29 141L30 143V147L26 149V147H23L21 150L19 151H23V152H28L30 154H32L34 157L33 159L36 158V161H34V166H37L40 162L37 161L40 156V151L41 148L37 146L38 142L36 141L37 136L35 135L36 133V129L34 128V126L26 124ZM116 127V128H115ZM120 127V129H119ZM245 127V128H244ZM255 127V128H254ZM97 128H100L101 130H104L105 133L103 134H98V132L96 131ZM118 128V129H117ZM129 128V129H128ZM130 128H133L134 130H130ZM212 128V129H213ZM219 128V127H218ZM222 128V127H220ZM258 130H257V129ZM34 129V130H33ZM117 129V130H115ZM123 129V130H122ZM126 129V130H125ZM137 129V130H136ZM248 129V130H247ZM251 130V131H249ZM253 130V131H252ZM255 130V131H254ZM33 131V132H32ZM127 131V132H126ZM136 131V132H134ZM196 131V130H195ZM249 131V132H248ZM133 132V133H132ZM186 132V133H185ZM28 133V134H27ZM31 133V134H30ZM81 133V134H80ZM125 133L130 134L129 138L132 136V138L127 139V140H123L120 139L121 136L125 135ZM186 134V136H185ZM253 134V135H251ZM21 135V136H20ZM192 135V136H190ZM195 135V136H194ZM34 136V138H33ZM128 137V136H127ZM189 137V139H188ZM246 137V138H245ZM138 138V139H136ZM187 138V139H186ZM121 140V142H119V140ZM132 139V141H131ZM136 139V140H135ZM134 140V141H133ZM140 140V141H139ZM179 140V141H178ZM188 140V141H187ZM192 140V141H191ZM196 140V141H195ZM202 140V139H201ZM127 141V142H126ZM176 141V142H175ZM231 140H229V145L231 150H233V143L234 142H230ZM250 141V142H249ZM129 148H127V150L124 148L126 147V143H128ZM136 144H135V143ZM138 142V143H137ZM178 142V143H177ZM184 142V143H183ZM193 142V143H192ZM198 142V143H197ZM125 143V144H124ZM181 143V144H179ZM187 143V144H186ZM112 144V145H111ZM121 144V145H120ZM131 144V145H130ZM143 144V145H142ZM176 144V146H175ZM199 144V145H198ZM225 147H227V141L225 143ZM83 145V146H82ZM111 145V146H110ZM119 145V146H118ZM167 145V146H166ZM178 145V146H177ZM189 145V146H188ZM197 145V146H196ZM34 146V147H33ZM132 146V147H130ZM141 146V147H140ZM195 146V147H194ZM33 147V148H32ZM83 147V148H82ZM135 147V148H134ZM170 147V148H169ZM177 147V148H176ZM181 147V148H180ZM37 148V149H36ZM85 148V149H84ZM120 148V149H119ZM142 148V149H141ZM188 148V149H187ZM193 148V150H192ZM195 148V149H194ZM236 148V146H235ZM36 149V151L34 150ZM40 149V150H39ZM123 149V150H122ZM165 149V150H164ZM183 151H182V150ZM185 149V151H184ZM30 150H33L30 151ZM126 150V151H124ZM130 150V151H129ZM136 150V151H135ZM168 150V151H167ZM195 150V151H194ZM35 151V152H34ZM39 153H38V152ZM86 151V152H85ZM121 151V152H120ZM182 151V152H181ZM261 151V152H260ZM37 152V153H36ZM160 152L161 155H160ZM183 154H181V153ZM264 151L262 150H257V152H255L256 159H260L262 160V153ZM115 153V155H114ZM135 153V154H134ZM137 153V154H136ZM173 153V154H172ZM187 153V154H186ZM37 154V155H36ZM120 154V155H119ZM125 154L124 158L123 155ZM131 154V155H130ZM178 155L179 159L173 160L170 165H161V163H159V161L162 162H167L170 158L171 155ZM181 154V155H180ZM194 154V155H193ZM259 154V155H258ZM117 155V156H116ZM113 156V158H112ZM122 156V157H121ZM185 158H184V157ZM187 156V157H186ZM193 156V157H192ZM120 157V158H119ZM126 157V158H125ZM167 157V158H166ZM169 157V158H168ZM118 158V159H117ZM189 158V159H188ZM193 158V159H191ZM111 159V160H110ZM114 159V160H113ZM116 159V160H115ZM144 159V160H143ZM195 159V160H194ZM255 159V161H257ZM191 160V161H190ZM111 161V162H110ZM157 161V162H155ZM175 161V162H174ZM185 161V162H184ZM196 161V162H194ZM156 165H155V163ZM174 162V163H173ZM177 162V164H176ZM187 162V163H186ZM107 163V164H106ZM118 165H117V164ZM120 163V164H119ZM28 164V163H26ZM158 164V165H157ZM175 164V165H174ZM187 164V166H186ZM193 164V165H192ZM195 164V165H194ZM101 165V167H100ZM106 165V166H105ZM110 165V166H109ZM121 165V167H119ZM175 167H174V166ZM185 165V166H184ZM109 166V167H108ZM161 166V167H160ZM165 168H164V167ZM169 166V168H168ZM192 166V167H191ZM99 167V168H98ZM159 169H158V168ZM172 167V168H171ZM174 167V168H173ZM182 167V168H181ZM184 167V169H183ZM194 167V168H193ZM36 168V167H34ZM101 168V169H100ZM103 168V169H102ZM107 168V172L106 169ZM162 168V169H161ZM169 170H168V169ZM189 168V170L187 169ZM98 169V171H97ZM100 169V170H99ZM105 169V170H104ZM176 169V170H175ZM196 169V170H195ZM103 170V171H102ZM136 170L138 172H136ZM168 170V171H167ZM173 170V171H172ZM180 170V171H179ZM194 170V171H192ZM159 171V173H158ZM165 171V172H164ZM167 171V173H166ZM175 171V173H174ZM189 171V172H188ZM192 171V172H191ZM199 171V172H198ZM108 173V174H107ZM137 173V174H136ZM162 173V174H161ZM169 173L171 175L174 174V176H172V180H170L169 178L167 179L166 177L169 175ZM197 173V174H196ZM110 174V175H109ZM139 174L142 176H139ZM164 174V175H163ZM167 174V175H166ZM182 174V175H181ZM133 175V176H132ZM163 175V176H162ZM178 179H177V177ZM194 175V176H193ZM157 176V177H156ZM192 176V177H191ZM199 176V177H198ZM107 177V178H106ZM137 177V178H136ZM139 177V178H138ZM176 179H175V178ZM186 177V178H185ZM241 177H245V175H242ZM136 178V179H135ZM164 178V179H163ZM166 178V179H165ZM204 178V179H203ZM105 179V181H104ZM107 179V180H106ZM138 179V180H137ZM160 179V180H159ZM163 179V180H162ZM202 179V180H201ZM86 180V181H85ZM85 182H90V179H85ZM135 182H134V181ZM175 180H178L177 182H175ZM193 180V181H192ZM244 181V179H242ZM131 181V182H130ZM160 181V182H159ZM162 181L164 182V184L162 183ZM169 181V182H168ZM199 181V182H198ZM156 182V183H155ZM187 184H186V183ZM134 183V184H133ZM167 183V184H166ZM170 183V184H169ZM189 183V184H188ZM192 183V184H191ZM194 183V184H193ZM88 184V183H86ZM176 184V185H175ZM186 184V185H184ZM172 185V186H171ZM179 185V186H178ZM183 185V186H182ZM40 186V183H36L34 185V187L32 188V190L34 191L37 187ZM130 186V187H129ZM190 186V187H189ZM154 187V188H153ZM187 187V188H186ZM135 188V189H134ZM149 188V189H147ZM175 188V189H174ZM130 189V190H128ZM132 189V190H131ZM152 189V190H151ZM180 189V190H179ZM142 190V191H140ZM171 190V191H170ZM188 192H187V191ZM144 191V192H143ZM147 191V192H145ZM177 191V192H175ZM182 191V192H181ZM35 192H37V189L35 190ZM130 192V193H129ZM152 192V193H151ZM176 194H174V193ZM201 192V193H200ZM184 193V194H183ZM173 194V196H172ZM191 194V195H190ZM197 194V195H196ZM39 194H35L33 196H36ZM110 195V196H109ZM178 195V196H177ZM185 195V196H184ZM190 195V196H189ZM175 196V197H174ZM187 196V197H186ZM199 196V197H198ZM74 198H78L79 195L77 194H72L71 196V200ZM189 197V199L187 200V198ZM231 197H233L231 195ZM181 198V199H180ZM191 198V199H190ZM192 198H196V202H192L191 200ZM185 199V200H184ZM198 199V200H197ZM202 199V201H201ZM80 200V199H78ZM77 200V201H78ZM180 201V202H179ZM183 201V202H182ZM185 201V202H184ZM190 201V202H189ZM230 203H228V202ZM251 201V200H250ZM226 204H225V203ZM181 203V204H180ZM186 203V204H184ZM203 203V204H202ZM52 204H49V202H44L42 204H38L36 205V207L31 208V217L33 220L34 218L37 216L41 217V218H46L49 219L51 217H53L54 215V208ZM105 205V204H104ZM194 205V206H193ZM202 205V206H201ZM218 205V206H217ZM221 205V207H220ZM47 206V207H46ZM50 206V207H49ZM116 206V207H115ZM187 206V207H185ZM190 206V207H189ZM196 206V207H195ZM198 206V207H197ZM227 206V207H226ZM9 206L5 207L4 209H6L3 211V214H7L9 211ZM52 208V209H51ZM69 208L72 209V207L67 206V209ZM118 208V209H117ZM76 209L74 210L75 212H77L79 215L81 214H85V212L87 211V207L84 205H79L76 203ZM120 209V211H119ZM50 210V211H49ZM82 210V211H81ZM99 211V210H98ZM98 211H96L94 214L96 215L98 213ZM84 212V213H83ZM92 213V212H91ZM101 213V214H99ZM99 215L102 216L103 214V210L99 211ZM106 213V212H105ZM36 214V215H35ZM97 214V216H98ZM120 214V213H119ZM70 215V216H69ZM34 216V217H33ZM49 216V217H48ZM66 216L69 217L71 219V217H74V213H72L71 211L68 212L67 214L63 215V217ZM48 217V218H47ZM62 217V218H63ZM237 217H239L237 219ZM35 218V220H36ZM65 218V217H64ZM131 218H135L136 220H133ZM253 218V217H251ZM26 218H24L25 220ZM32 219H27L25 224H28L29 226V222H32ZM140 219V220H139ZM148 219V220H147ZM227 219H231L228 222H231V225H228L227 223H225V220ZM30 220V221H29ZM30 226L33 227H28L27 229H31L28 230L29 233H34L33 236L29 235V237L31 236V238L33 239V241H39V239L41 240H46L47 239V233L41 232L42 229H39V222H35ZM82 219L80 218L77 222L79 223ZM143 220V221H142ZM218 220H223V223L221 222V224L217 225V223L215 221ZM145 221V222H144ZM197 221V222H196ZM213 221V222H211ZM38 223V224H37ZM66 224H63V228L65 229L67 227V229L70 231L71 235V243H75L77 245L78 241V232L75 231V233L72 231L73 228L72 224L73 222H71L70 220L67 222V220L65 221ZM71 223V224H69ZM35 224V225H34ZM37 225V229L36 228ZM69 225V226H68ZM65 226V227H64ZM71 226V227H70ZM71 229H69V228ZM192 227V228H191ZM231 228V229H230ZM32 229H34L32 231ZM191 229V231H190ZM35 230H37L35 232ZM41 230V231H40ZM68 230L65 229L66 232H69ZM31 231V232H30ZM195 231H198L195 232ZM200 231V232H199ZM202 232V233H201ZM40 236H38L39 234ZM74 233V234H73ZM206 233V235H205ZM43 236H42V235ZM68 234V233H67ZM190 234V235H189ZM204 234V235H203ZM226 234V235H225ZM228 234V235H227ZM35 235V237H34ZM200 235V236H199ZM142 236V237H143ZM156 236V237H155ZM44 237V238H42ZM217 237H221V238H217ZM38 238V239H37ZM149 239H143L144 241H147ZM178 240V241H179ZM142 242V243H143ZM203 242V244H202ZM217 242V241H216ZM246 243V242H245ZM33 244V242H32ZM201 244V245H200ZM153 245V244H152ZM74 247V246H73ZM73 247L69 248V251H73ZM152 247V246H151ZM158 248V247H157ZM32 247L30 246L29 250H31ZM34 250V249H33ZM145 252V247L141 246L139 254L137 252H133V254H130L129 252L126 254L127 256V260H130L132 258H137L138 256H141L143 253ZM99 254V253H98ZM150 255V254H149ZM148 255V256H149ZM193 260H196L195 256H193ZM243 257V256H242ZM209 257H200V260L205 261L207 260L206 264H220L223 263L225 261L224 257L222 256H217V257H213L210 259H206ZM230 258V257H229ZM248 260V261H247ZM251 259L248 258L247 256L244 259V262H249ZM70 261H74L73 259H70ZM240 261V260H239ZM227 262L230 263V260ZM112 264H125V262H111Z\"/></svg>",
  "mask_w": 264,
  "mask_h": 264
},
{
  "label": "built area",
  "instance_id": "obj_3",
  "mask_svg": "<svg viewBox=\"0 0 264 264\" xmlns=\"http://www.w3.org/2000/svg\"><path fill=\"white\" fill-rule=\"evenodd\" d=\"M121 52H124V50H122ZM123 54V53H122ZM121 54V55H122ZM107 55H108V57L111 55V53H107ZM125 58H127V57H125ZM113 60H115V59H113ZM123 60H125V59H123ZM109 61H110V59H109ZM111 62V61H110Z\"/></svg>",
  "mask_w": 264,
  "mask_h": 264
}]
</instances>
